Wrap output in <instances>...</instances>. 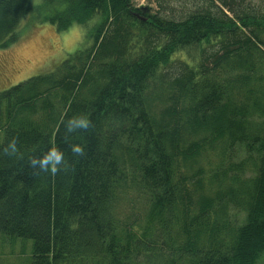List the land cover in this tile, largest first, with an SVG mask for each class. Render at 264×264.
<instances>
[{
	"label": "trees",
	"instance_id": "16d2710c",
	"mask_svg": "<svg viewBox=\"0 0 264 264\" xmlns=\"http://www.w3.org/2000/svg\"><path fill=\"white\" fill-rule=\"evenodd\" d=\"M60 3L44 17L59 32L95 23L56 70L0 92V235L32 241L31 264H257L264 11ZM33 10L0 0V49ZM78 118L88 128L69 131Z\"/></svg>",
	"mask_w": 264,
	"mask_h": 264
},
{
	"label": "rangeland",
	"instance_id": "374dc122",
	"mask_svg": "<svg viewBox=\"0 0 264 264\" xmlns=\"http://www.w3.org/2000/svg\"><path fill=\"white\" fill-rule=\"evenodd\" d=\"M219 0H134L136 8H145L148 14L161 13L179 19L182 15L211 3L220 5ZM258 11H264V0H246ZM34 10L18 27L19 41L7 49H0V92L5 91L34 76L50 73L60 66L69 55L88 41L93 24L88 27L74 24L66 31L59 32L55 25L44 22L63 9L60 0H33ZM230 14V13H229ZM231 15V14H230ZM232 16V15H231ZM4 133H0V144ZM33 242L3 238L0 235L1 264H31ZM257 264H264V253Z\"/></svg>",
	"mask_w": 264,
	"mask_h": 264
},
{
	"label": "clouds",
	"instance_id": "9594fccd",
	"mask_svg": "<svg viewBox=\"0 0 264 264\" xmlns=\"http://www.w3.org/2000/svg\"><path fill=\"white\" fill-rule=\"evenodd\" d=\"M89 126V121L86 118H78L74 121H71L68 126L69 131H74L75 129H87ZM9 148L12 152H15V144L14 142L9 145ZM73 151L75 153H81L82 150L79 147H74ZM63 162V154L59 151L54 153H49L46 158V164L53 165V170L55 171L57 167H59ZM35 163V162H33ZM43 166V165H42Z\"/></svg>",
	"mask_w": 264,
	"mask_h": 264
},
{
	"label": "water",
	"instance_id": "95a60500",
	"mask_svg": "<svg viewBox=\"0 0 264 264\" xmlns=\"http://www.w3.org/2000/svg\"><path fill=\"white\" fill-rule=\"evenodd\" d=\"M144 10H146L145 8H143Z\"/></svg>",
	"mask_w": 264,
	"mask_h": 264
}]
</instances>
